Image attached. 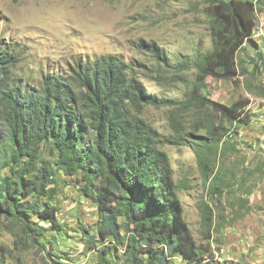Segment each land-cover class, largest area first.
<instances>
[{
	"label": "trees",
	"instance_id": "obj_1",
	"mask_svg": "<svg viewBox=\"0 0 264 264\" xmlns=\"http://www.w3.org/2000/svg\"><path fill=\"white\" fill-rule=\"evenodd\" d=\"M256 3L208 0L204 15L211 47L183 62L195 70V78L186 103L178 106L148 91L117 53L74 59L33 83L17 72L22 52L0 37V217L23 223L38 244L59 242L56 236L67 227L57 217L55 199L56 176L62 173L72 178L81 198L97 207V222L81 227V234L95 249L98 264H219L204 258L183 219L160 145L163 136L142 114L147 106L171 105L169 118L177 128L181 113L176 109L197 102L221 121L249 123L247 99L226 106L209 100L201 89L209 77L237 76V57L246 45L263 59L254 31L264 0ZM138 46L156 61L146 77L163 82L179 76L181 70L163 47L143 40ZM250 59L255 69L262 67ZM203 127L219 139L222 127L214 122ZM189 142L200 164L217 152L213 138ZM44 147L54 151L53 159L43 157Z\"/></svg>",
	"mask_w": 264,
	"mask_h": 264
},
{
	"label": "rangeland",
	"instance_id": "obj_2",
	"mask_svg": "<svg viewBox=\"0 0 264 264\" xmlns=\"http://www.w3.org/2000/svg\"><path fill=\"white\" fill-rule=\"evenodd\" d=\"M207 2L0 0V37L22 52L17 72L33 83L74 59L117 53L148 91L178 106L188 99L195 78V70L183 62L211 47L204 15ZM254 36L263 59L246 45L245 53L241 50L237 57V76L231 80L209 77L201 89L209 100L226 106L247 99L249 123L221 121L197 102L176 107L181 113L177 128L169 118L171 105L147 106L142 114L163 136L160 145L168 157L183 219L204 258L219 264H264V9L258 13ZM141 40L163 47L169 61L181 70L179 76L171 75L163 82L146 77L156 61L138 46ZM252 57L262 65L260 69L253 67ZM213 122L222 127L219 139L215 131L203 127ZM205 136L213 138L218 148L203 165L189 140ZM43 157L53 159L54 151L44 147ZM71 180L62 173L55 180L57 217L67 226L66 233L56 236L59 242L38 244L23 223L0 217V264H56L54 260L98 264L95 249L81 234V227L97 222V207L77 194Z\"/></svg>",
	"mask_w": 264,
	"mask_h": 264
}]
</instances>
